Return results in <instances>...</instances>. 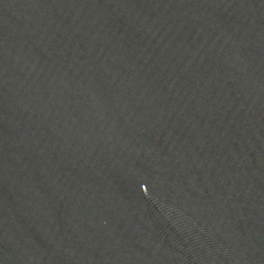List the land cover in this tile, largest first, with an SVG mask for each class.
<instances>
[{
  "label": "water",
  "instance_id": "water-1",
  "mask_svg": "<svg viewBox=\"0 0 264 264\" xmlns=\"http://www.w3.org/2000/svg\"><path fill=\"white\" fill-rule=\"evenodd\" d=\"M0 264H264V0H0Z\"/></svg>",
  "mask_w": 264,
  "mask_h": 264
}]
</instances>
